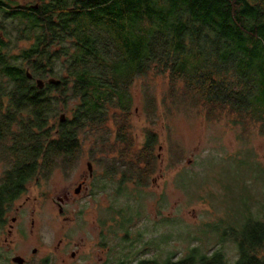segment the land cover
Listing matches in <instances>:
<instances>
[{
    "label": "trees",
    "instance_id": "16d2710c",
    "mask_svg": "<svg viewBox=\"0 0 264 264\" xmlns=\"http://www.w3.org/2000/svg\"><path fill=\"white\" fill-rule=\"evenodd\" d=\"M0 15L13 20L10 26L0 21V162L6 166L0 231L27 185L73 164L79 133L109 121L116 142L124 144L106 167L109 179L120 172L118 189L124 182L144 185L158 138L147 131L142 147L127 158L133 146L128 116L131 87L150 71L182 82L206 118L226 113L264 132V0H52ZM18 42L29 45L14 53ZM71 103V117L51 124ZM119 213L126 240L131 219L122 225ZM241 215L236 225L215 228L218 245L233 243L232 264H264V204L255 212L246 204ZM175 257L116 264H229L220 247L205 253L192 246Z\"/></svg>",
    "mask_w": 264,
    "mask_h": 264
},
{
    "label": "rangeland",
    "instance_id": "374dc122",
    "mask_svg": "<svg viewBox=\"0 0 264 264\" xmlns=\"http://www.w3.org/2000/svg\"><path fill=\"white\" fill-rule=\"evenodd\" d=\"M1 20L6 26L13 21ZM28 45L18 42L14 53ZM131 92L128 136L133 146L127 158L142 147L147 131L158 138L144 185L124 182V189H118L120 172L112 180L106 173L124 146L116 142L114 123L80 132L73 164L60 165L48 177L31 181L6 214L0 231V264H13L14 256L24 264L161 261L185 256L192 246L205 253L220 247L232 264L235 246L231 242L219 246L215 228L236 225L246 204L252 212L264 204V132L258 123L237 124L226 113L206 118V111L185 93L183 83L171 82L166 73L150 71L135 80ZM72 104L51 124L61 115L70 118ZM101 148L103 153H98ZM87 163L92 167L90 178ZM5 168L0 162V178ZM80 178L86 183L76 196ZM65 192L71 199L59 214L58 198ZM119 211L124 215L122 225L131 219L126 240ZM15 215L17 221L12 223ZM71 252H76L74 258Z\"/></svg>",
    "mask_w": 264,
    "mask_h": 264
},
{
    "label": "flooded vegetation",
    "instance_id": "af4514ba",
    "mask_svg": "<svg viewBox=\"0 0 264 264\" xmlns=\"http://www.w3.org/2000/svg\"><path fill=\"white\" fill-rule=\"evenodd\" d=\"M52 0H0V12H26L28 9L32 8L33 10H37L39 8V6L43 3H49ZM0 18H2V15H0ZM8 19H11L9 17H7ZM89 173V172H88ZM92 176L89 174V178ZM85 180H83L82 178H80L79 182L77 183V188L74 189V194L77 196L80 193L81 188L85 185ZM77 190V192H76ZM71 199L70 194L68 192H65L64 194H62L61 198H58V213L62 214L63 213V207L62 205L66 202H68ZM59 210H61V212H59ZM15 213H18V208H15ZM17 221V217L16 215L12 217L11 222L12 223H16ZM11 225H10V229L8 230V235L11 234ZM36 252V249L34 248L32 250V253L34 254ZM76 255V252H71L70 256L71 258H74ZM14 257H19V256H14ZM13 257V258H14ZM21 258V257H20ZM23 260V259H22ZM12 262V259H11ZM13 263V262H12ZM15 264V263H13ZM23 264H24V260H23Z\"/></svg>",
    "mask_w": 264,
    "mask_h": 264
},
{
    "label": "water",
    "instance_id": "95a60500",
    "mask_svg": "<svg viewBox=\"0 0 264 264\" xmlns=\"http://www.w3.org/2000/svg\"><path fill=\"white\" fill-rule=\"evenodd\" d=\"M28 77H30L29 74H28ZM47 82H48V84H54V85H57L59 83V81L54 80V79H49ZM36 83H37L38 88H42V86L44 85V83L41 80H37ZM63 121H64V116L61 115L60 116V122H63ZM87 169H88L89 174L91 175L92 167H91L90 163H87ZM76 192H77V190H76ZM59 212H61V210H59ZM12 262L15 264H23V260L20 257L12 258Z\"/></svg>",
    "mask_w": 264,
    "mask_h": 264
}]
</instances>
